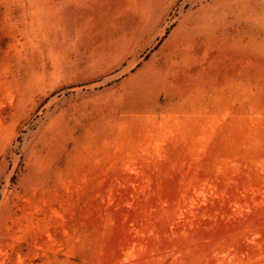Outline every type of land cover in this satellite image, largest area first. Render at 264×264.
<instances>
[{"label": "rangeland", "instance_id": "1", "mask_svg": "<svg viewBox=\"0 0 264 264\" xmlns=\"http://www.w3.org/2000/svg\"><path fill=\"white\" fill-rule=\"evenodd\" d=\"M0 264H264V0H0Z\"/></svg>", "mask_w": 264, "mask_h": 264}]
</instances>
